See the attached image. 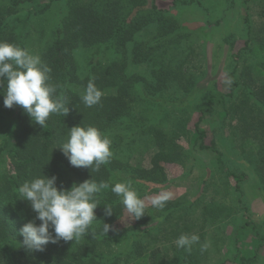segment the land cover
<instances>
[{
    "label": "trees",
    "instance_id": "1",
    "mask_svg": "<svg viewBox=\"0 0 264 264\" xmlns=\"http://www.w3.org/2000/svg\"><path fill=\"white\" fill-rule=\"evenodd\" d=\"M8 1L9 8H14L21 4H32L34 0ZM62 1H65L66 10L52 30V38L43 52L42 61L51 69L50 82L56 85L57 95H62L69 101V111L65 116L50 115L44 128L32 122L21 107L16 112L17 126L13 143L8 149L14 172L5 173L0 178V261L3 264L130 263L131 256L135 254V248L141 246L143 237L151 234L156 238L153 236L154 231L167 236L166 229L161 228V224L168 214L164 215L163 208L159 212L156 208L152 210L146 207L145 215L135 220L133 225L117 231L110 230L105 234L103 223L114 225L125 210L120 197L111 191L112 185L116 182L130 183L142 198L167 185L168 180L161 162L185 166L188 156L195 152L211 153V168L225 177V180L229 176L234 178L233 191L238 193L236 207L248 210L244 201V188L249 176L246 177L244 169H249L255 189L263 195L264 201V6L257 13L261 19L258 28L254 27L255 22L252 23L250 7L245 5L247 14L243 23L246 39L241 50L229 54L233 64L227 71L229 91L208 92L201 103H192L190 97L199 91V83L186 79L183 67L175 65L176 68L167 71L164 66L165 72H161L162 69L158 68L161 65H154L148 76L128 70V60L133 63L146 60L152 62L155 44L177 40L172 35L182 25L170 12V8L157 6L155 0H48L44 7L34 13H44L52 5ZM194 3L201 5L199 0H172L171 5L176 8ZM10 22L0 18V40L25 48L20 37L11 33ZM151 31L152 45L148 43L143 46L144 40L138 37L143 32L147 34ZM255 34H262L259 48L255 45ZM159 46L162 45H158V48ZM77 47H95L96 54H100L105 47L111 50L113 57L115 54L116 56L111 57L102 69H98L102 63L97 60L92 65L91 70L95 73L91 76H79L72 56ZM143 48L145 49L142 50ZM242 63H245L243 67ZM240 76L241 80H238ZM90 80L95 82L103 95L99 104L87 107L81 97ZM194 112L199 116L191 134V149L187 150L177 143V139L186 134L185 126ZM228 113L237 117L238 126L230 129L232 134L236 129L234 135H238V140L243 145L239 149L242 154L247 151L245 144L251 140L257 144L255 157L248 160L249 166H241L238 170L229 166L230 162L224 158L215 138L210 144L205 142L206 133L200 128L206 115L217 114L224 117ZM77 124L96 126L103 134L117 130L131 136L146 126L148 130L145 131L147 136L141 138L146 141L137 143L135 154L138 158L127 156L124 160L112 157L99 171H92L89 168L71 166L59 147L67 138L68 128ZM128 142L127 147H131L132 140ZM142 156L149 157L147 165L143 164ZM132 159L135 160L134 163H131ZM210 171L213 175V171ZM41 174L55 175L57 187L68 188L73 182L79 183L90 178L98 183L104 182L108 187L101 189L98 194L100 205L95 209L97 220L93 222L87 235L79 240L49 243L43 251L28 253L21 246L23 238L18 230L35 213L19 197L18 188L26 180ZM210 174L206 175L204 184ZM172 204L166 203L167 207ZM104 205L112 207L111 216H105ZM239 209L236 211L240 214L239 218H234L237 222L241 220L237 227L242 231H253L254 238L250 241L257 249L264 247L261 226L254 224L248 217L244 219L246 212L241 214ZM178 232L179 229L171 235H177ZM186 257L187 259H168L166 262L160 258V263H197L196 253L188 252ZM258 258L254 254L238 259L239 264H253ZM260 260L264 263V258Z\"/></svg>",
    "mask_w": 264,
    "mask_h": 264
},
{
    "label": "rangeland",
    "instance_id": "2",
    "mask_svg": "<svg viewBox=\"0 0 264 264\" xmlns=\"http://www.w3.org/2000/svg\"><path fill=\"white\" fill-rule=\"evenodd\" d=\"M201 5L197 3L182 5L176 8L172 7V0H155L157 6L162 8H170V12L175 15L177 21L182 27L172 36L177 39L175 42L155 44L152 56L153 61H138L133 63L128 60V70L134 73H140L148 76L154 65H161V72L183 67L185 78L198 81L199 91L190 97L192 103H201L205 93H226L229 91V79L227 71L231 69L232 61L229 58L230 53H236L244 47L245 43V27L243 18L247 14L245 5L250 7L254 27H260L261 19L257 16L261 7L264 6V0H199ZM246 2V3H245ZM48 3V0H34L32 4H21L16 7H10L8 0H0V18L11 21L12 34L19 36L25 44V48L33 54H38L41 59L43 52L51 41V34L62 14L66 10L65 1L52 5L44 13H34L40 10ZM258 27V28H259ZM257 28V29H258ZM150 33L143 32L140 40H144L143 46L153 42ZM149 35V36H147ZM146 36V37H145ZM150 38V39H148ZM255 45L259 48L262 42V34H255ZM143 48L142 50H144ZM95 47H77L73 50L72 56L76 62L77 72L79 76H91L95 72L92 71V65L96 61H100L101 68L109 63L112 52L110 49L102 48L100 54L94 53ZM116 56V54H115ZM114 56V57H115ZM113 57V58H114ZM181 64V65H179ZM176 65V66H175ZM245 63H242V67ZM259 78V76H257ZM241 80V76L238 77ZM168 85V83H167ZM170 91V90H168ZM144 103V102H143ZM20 106L6 108L3 105V96L0 95V178L5 173H13L14 168L11 166L8 149L13 143L14 133L16 129V112ZM149 108V107H148ZM199 114L194 112L187 122L186 134L178 137L177 143L183 148L191 149V134L194 130V124ZM238 126V120L235 114L228 113L223 115L211 114L206 115L201 123L200 128L205 131V142L210 144L215 138L218 148L223 152L224 158L229 160V166L239 169L241 166H249V158L255 157V149L257 144L251 140L246 145V153L242 154V143L238 140V135L231 133V129ZM148 126L140 129L133 135L122 134L115 130L106 133L111 141V150L116 159H127V156L138 158L135 154L137 143L146 141L141 139L147 136L145 131ZM231 128V129H230ZM140 139V140H139ZM132 140L133 145L127 147ZM116 143V145H114ZM251 150V153H249ZM132 157V158H133ZM143 157V164H148L149 157ZM211 153L195 152L188 156L185 166L179 163L161 162L165 177L168 180L167 185L161 187L157 192L144 195L142 199L155 195L162 190H168L173 193V198L168 203H173L169 207L165 205L163 208L164 215L161 228L166 229V235L163 236L159 232H153V238L145 236L141 240V246L135 248L136 252L131 256L128 264H161L160 258L166 262L178 257L187 259L183 248H177L175 240L181 234H198L201 243L209 244L206 251H200V245H194L191 252L196 253V264H239V257L253 256L257 254L259 258L253 264H264L261 258H264V247L256 248V245L250 240L254 238L253 231H242L237 227V219L239 209L235 205L238 193L233 191L235 180L228 177L225 180L221 174L216 173L210 166ZM244 158V159H242ZM135 160L132 159L131 163ZM213 171V175L210 174ZM247 172L244 201L247 211L239 209L254 224L260 225L264 233V201L263 195L256 191L255 183L249 169ZM210 177L204 184L206 175ZM248 181V182H247ZM167 207V208H166ZM148 208H152L148 206ZM154 208H152L153 210ZM161 212V209H158ZM126 210L122 216L114 223L116 229L129 227L135 223V219L128 220ZM179 229V232L171 235ZM246 232V234H245ZM164 233V232H163ZM125 245V244H124ZM124 249L126 247L124 246ZM152 257V258H150ZM149 258V259H148Z\"/></svg>",
    "mask_w": 264,
    "mask_h": 264
},
{
    "label": "clouds",
    "instance_id": "3",
    "mask_svg": "<svg viewBox=\"0 0 264 264\" xmlns=\"http://www.w3.org/2000/svg\"><path fill=\"white\" fill-rule=\"evenodd\" d=\"M51 69L38 54L17 44L0 40V95L6 108L20 106L30 120L45 127L52 114L67 115L69 101L57 95L56 85L50 82ZM103 93L93 80L86 85L81 97L87 107L97 105ZM66 140L59 146L73 167L89 168L99 171L113 156L111 139L93 125L77 124L68 128ZM55 175H38L23 182L19 188V197L25 200L35 213L20 228L21 246L28 252L43 251L49 243L58 244L79 240L90 232L97 220L95 209L100 205L98 194L108 184L94 179L73 182L70 187H57ZM111 191L120 197L128 220H138L145 215L148 206L162 209L173 198V193L162 190L155 195L140 198L130 183L116 182ZM105 216L113 214L110 205H104ZM39 221V223H37ZM117 231L115 225L103 223V232ZM200 245V251L207 250L209 244L201 243L198 234H181L175 240L177 248L187 252L194 245ZM3 264V261H0Z\"/></svg>",
    "mask_w": 264,
    "mask_h": 264
}]
</instances>
